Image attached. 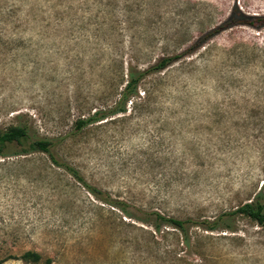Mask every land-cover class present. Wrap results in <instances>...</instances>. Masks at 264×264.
Masks as SVG:
<instances>
[{
  "label": "rangeland",
  "instance_id": "rangeland-1",
  "mask_svg": "<svg viewBox=\"0 0 264 264\" xmlns=\"http://www.w3.org/2000/svg\"><path fill=\"white\" fill-rule=\"evenodd\" d=\"M234 6L264 14V0H0V131L52 138L139 217L211 220L250 202L264 191V26L220 28ZM173 56L111 113L130 73ZM23 149L0 155V264H264V226L245 215L157 225Z\"/></svg>",
  "mask_w": 264,
  "mask_h": 264
},
{
  "label": "trees",
  "instance_id": "trees-1",
  "mask_svg": "<svg viewBox=\"0 0 264 264\" xmlns=\"http://www.w3.org/2000/svg\"><path fill=\"white\" fill-rule=\"evenodd\" d=\"M248 25L253 28H261L264 26V14L261 15H247L243 13L238 6H234L226 18V20L223 22V24L220 26V28H228L235 25ZM219 28V29H220ZM215 31L208 32L203 38L205 39L212 35ZM202 40H198L197 44L201 42ZM176 57L179 56H173V57H163L160 58L154 65H152L150 68L139 71V72H133L130 73L128 76L127 82L123 88V92L121 94V97L119 101L116 103L115 107L111 110V113L122 111L124 108V103L127 101L130 95H132L139 83V81L149 72L152 71H159L163 68H165L167 65H169ZM108 112H101L97 111L93 114L92 117L89 119H86L82 122L77 123L78 127L85 126L89 123H93L96 121H101L105 119L108 116ZM12 142H16L19 144H22L24 146L23 152L27 153L32 150L41 151L44 153H47L52 162L58 166H62L69 174H71L75 179L80 181L82 184L86 185V187L96 194L100 199H102L104 202H108L117 208H119L124 214L128 216L137 217L141 220H146L148 216L152 217L156 222L157 225L160 223H169L176 228L180 229L182 232H186L187 228L193 225H199L205 229L208 230H214L219 227H225L229 228L230 222L238 215H245L249 219L256 221L261 226H264V191L259 190L253 197V199L250 202H246L242 204L241 206H238L234 209L227 210L224 212L219 213L214 218L205 219V220H193V219H177L174 217H166L161 215L160 213L156 211L151 212H145L146 217H139L137 214H135V211L142 212L138 208L124 202V201H115L109 198V196L105 195L103 192L95 189L94 187L88 185L85 180L79 175L77 170L66 164L61 163L55 154V151L53 149V146L55 144V141L52 138H45V137H38L36 136L31 129H29L27 126L18 125V126H11L6 131H0V155L3 154V148ZM105 195V196H102ZM27 256L33 255L35 260L39 258L38 255L32 253V252H26Z\"/></svg>",
  "mask_w": 264,
  "mask_h": 264
}]
</instances>
